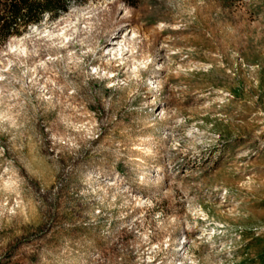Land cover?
I'll use <instances>...</instances> for the list:
<instances>
[{"label":"rangeland","instance_id":"rangeland-1","mask_svg":"<svg viewBox=\"0 0 264 264\" xmlns=\"http://www.w3.org/2000/svg\"><path fill=\"white\" fill-rule=\"evenodd\" d=\"M65 5L0 41V264H264V0Z\"/></svg>","mask_w":264,"mask_h":264},{"label":"trees","instance_id":"trees-1","mask_svg":"<svg viewBox=\"0 0 264 264\" xmlns=\"http://www.w3.org/2000/svg\"><path fill=\"white\" fill-rule=\"evenodd\" d=\"M65 9V0H0V41H4L11 34L18 35L20 28L23 30L27 26L37 24L44 14L54 16L58 11ZM116 31H112L104 46Z\"/></svg>","mask_w":264,"mask_h":264}]
</instances>
